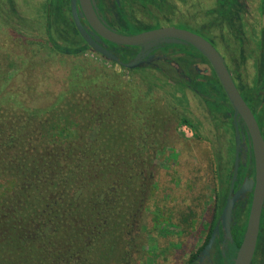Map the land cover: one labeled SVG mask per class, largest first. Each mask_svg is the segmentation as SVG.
Instances as JSON below:
<instances>
[{
    "label": "trees",
    "instance_id": "trees-1",
    "mask_svg": "<svg viewBox=\"0 0 264 264\" xmlns=\"http://www.w3.org/2000/svg\"><path fill=\"white\" fill-rule=\"evenodd\" d=\"M235 1L240 22L245 7L241 0ZM262 11L264 14L263 3ZM35 35L40 39L36 51L16 56L10 65L14 74L0 79V264H104V259L105 264H126L128 259L129 264H135L143 248L138 229L151 209L158 212L153 218L157 226L162 222L184 224L195 237L201 228L200 192H195L202 181L198 174L201 165L189 163L185 167L177 162L181 183L176 186L189 182L188 190L179 197L167 199L166 193H160V183L155 182L161 178L157 160L168 147V119H178L195 136L201 135L198 122L176 113L167 102L169 97L177 102L187 100L182 88L188 85L176 67L166 63L161 64L163 68L124 67L141 71L142 81L135 83L91 60L86 44L78 39L63 43L52 36ZM173 45L186 51L192 63L200 57L210 65L192 45ZM41 49L45 56L37 59ZM58 53L72 56L74 61L58 79L45 72L44 85L33 70L50 66L46 57ZM181 64L186 71L191 69L192 76L197 73ZM153 69L159 74L152 73ZM211 69L212 75L194 80L193 88L215 111L214 118L223 123L227 133L232 132L233 144L228 151L230 158L213 171L216 197L204 245L229 193L236 134L233 107ZM261 73L258 93L264 88V70ZM19 74L28 80L26 90L12 85ZM179 91L183 92L181 97ZM255 94L250 99L254 108L264 103V94ZM155 200L160 204L168 200V204L152 208ZM251 200L246 208L238 203L232 225L234 239L229 241L227 252L233 257L243 240ZM184 241L175 240L174 244L182 250ZM218 251L223 260L221 249ZM191 252L193 264L197 252Z\"/></svg>",
    "mask_w": 264,
    "mask_h": 264
},
{
    "label": "rangeland",
    "instance_id": "rangeland-1",
    "mask_svg": "<svg viewBox=\"0 0 264 264\" xmlns=\"http://www.w3.org/2000/svg\"><path fill=\"white\" fill-rule=\"evenodd\" d=\"M241 1L244 3L245 9L242 10L243 19L240 22L237 17L235 0H187L183 4L173 3V11L174 13L175 10L183 11L186 19L183 26L207 38L223 55L240 92L247 102L250 103L254 111L256 112L257 110L259 112H256V114L260 115V122L264 131L261 121V119L264 121V103L254 108L250 100L255 93L256 96H259L260 93L264 94V88L258 93V88L261 87L262 81L261 72L264 70L263 0ZM47 2L51 3L53 9V19L50 21V25H46L41 17L44 14L43 11ZM63 5H66L65 0H0L1 80L14 74V66L11 67L10 65L12 61L15 62L16 56L23 57L24 54L29 53L32 49L36 51V43L40 39L35 33L47 38L52 36L63 43H70L76 39L74 27L70 23L69 18H67L68 15H65L64 18L58 13L62 10V7L65 8ZM151 23L149 21L148 24ZM26 32L28 35L25 34ZM165 48V50H178L173 44H165ZM40 51V57L37 59H43L45 56V52L42 49ZM88 54L91 60L105 66L110 71L123 74L125 79H129L135 83L142 81L140 70L134 72L128 71L124 69V66L114 63L115 61L107 57L93 55L91 50L88 51ZM46 58L50 66H40V68L33 70V74L37 76V80H43L44 85H46V80L43 76L45 72L49 71L55 74L58 79V77H62V75L67 73L74 61L72 56H64L60 53L48 55ZM18 61L20 60L18 59ZM197 61L196 64L199 69L206 72L203 74L195 73L192 76L193 86L182 88L183 92H186L187 100L177 102L172 97H169L167 102L170 105L172 104L171 109L176 113L187 114L194 121L198 122L200 124L201 135L199 137L195 136L194 131L188 126L180 125L178 119H168V126L166 128L168 147L160 154L157 162L159 167H161L160 193L161 195L166 193L167 199H170L171 196L179 197L183 195L184 190H188L189 188L188 180L182 181L181 187L176 186L178 183H181L179 173L175 169L177 162L181 161V163L185 164V167H188L189 163L201 165L198 174L201 175L202 181L199 180L201 181L199 183L200 186L197 184L198 186L195 188L197 194L200 192L201 216H199L198 226L201 228L198 234L193 237L191 229L185 228L184 224L182 226H173L168 222H162L160 225L162 235L157 232L158 239L155 242L151 239L147 245L149 264H184L188 256L187 250H191L192 248L190 240H196L197 248L202 245L212 221L211 213L216 197V192L213 189V171H216V166L218 168V165L224 159L230 158L228 151L229 147L233 144L232 132L229 130V134L227 133L223 123L214 118L215 111L196 92L197 89L193 88L194 80L200 81L202 76H211L213 73L207 62L200 57ZM53 62L55 64L52 65ZM159 68L163 67L160 66ZM152 73L156 74L158 71L153 69ZM27 83L28 80L23 75L20 77L19 74L18 78H14L12 85L22 91L26 90ZM50 83H53V81ZM156 90L157 92H161L159 89ZM183 92L179 91L177 93L178 96L181 97ZM166 99L167 96H165ZM215 156L218 159L217 165ZM232 166L233 164L231 168H233ZM165 201L163 202L164 204H160V202L157 203L155 200L152 203V208H156L157 204L164 207L167 206L165 203L168 204V200ZM156 213H152L150 210V212L145 214L147 215L145 216L147 225L151 224L152 217L156 218ZM164 216L166 217V214ZM161 219L163 220V218ZM180 239H184V243L186 244L185 247H182V250L178 245L174 244L175 240ZM174 249H176V252ZM155 251L156 253H154ZM109 264L116 263L109 262ZM251 264H264V240L259 241Z\"/></svg>",
    "mask_w": 264,
    "mask_h": 264
},
{
    "label": "flooded vegetation",
    "instance_id": "flooded-vegetation-1",
    "mask_svg": "<svg viewBox=\"0 0 264 264\" xmlns=\"http://www.w3.org/2000/svg\"><path fill=\"white\" fill-rule=\"evenodd\" d=\"M185 2H187V0H83V1L77 0V8L79 12L84 13V15L80 16L79 19L86 30L87 33L86 35L91 37L95 42H98L101 46L107 48L109 51L113 52L115 55L119 56L120 58L121 57L128 58L129 61L136 59L137 57H140L141 66L153 65L154 67H160L162 63H166L172 67H176L179 75H181L185 79L188 86L192 87L193 86L192 71L191 69H187L186 71L184 67L181 66L182 65L181 62H183L185 67H187L188 65L190 66V68L196 69L197 73L203 74L206 71L199 69L196 63H192L189 59H187L188 55L186 51L182 49H178V50L176 49V51L172 49L165 50V44H162L158 48L153 50L151 49L146 50L139 46L116 45L114 43H111L103 35H101L97 31V29L93 26L89 18L90 16L91 17L94 16L98 18L109 29L120 34H127V35H133L161 27H176V28L189 30L187 27L183 26L186 21L184 17V12L175 10L174 13L173 11V3L183 4ZM65 3L66 5H63L65 6V8L62 7V10L59 11L58 13L62 17L68 15L67 18H69L70 23L74 27V36L76 37V39L85 43L87 48L92 51L93 55L105 57V55L101 54L100 52H98L93 47L87 44L84 36L81 35L79 30L77 29L71 9V0H65ZM43 12L44 14L43 16H41L42 21L46 25L47 24L50 25L51 24L50 21H52L53 19V14H52L53 9L51 3L50 4L48 2L46 3ZM149 21L150 23L154 21L153 23L155 24L153 23L148 24ZM178 45L191 46L190 44H178ZM152 55H154V58L150 59ZM181 59L183 61H180ZM209 68H211L210 65ZM252 110L256 115L260 124V115L258 116L256 114V112L257 113L259 112L257 110L255 112L253 108ZM239 124L241 126V129L243 131H246V126L243 123V121H241ZM238 153H239V172H238V179L234 186V190H237L239 188L240 184L243 182L245 178L247 177L253 179L255 178V158L248 136L246 138V143L242 142L240 144ZM234 154L236 158V138H235ZM235 158H234V162H235ZM242 175H243V180L240 182V177ZM155 182L157 184L160 183L161 185V179H156ZM251 197H252V193H249L244 199H241L237 202L233 211L232 225L235 223L234 219H235V214L237 212L238 203H243L242 207L246 208L249 204V201L251 200ZM151 212L154 213L155 212L154 209H151ZM138 230H139L138 239L140 241V244L143 245V248L142 251L141 249L139 250V253L140 251L141 253L140 256L137 257L140 258L139 260L137 259L135 261V264L136 263L149 264V261L147 259L149 254L147 250V245L151 239H153L154 242L158 239L156 233L158 232L159 234H161L160 225L159 226L156 225V222L153 221V217L150 225H147L146 220L143 219L141 220V224ZM260 240H264V208L261 217V226H260L258 243ZM229 241L230 240L228 238H225L224 231L221 226H220V234L217 235L208 254L203 253V249L207 245V244L204 245L205 240L203 241L202 245L198 248L196 247V240H194L195 244L192 243L191 250L194 249V251L197 253L195 255L193 264H220L221 261H223L222 262L223 264H231V262L234 261L235 257L227 254V252H229ZM230 242L233 243V241ZM202 247H203L202 251L198 252L199 249ZM219 248L221 249L222 255L224 257L223 260L220 258V254L218 251ZM191 250L189 251L187 250L188 256L186 257L187 260L184 262V264H190V260L194 255L191 252ZM154 253H156V251ZM125 263L129 264L131 263V261L129 262L128 259V261Z\"/></svg>",
    "mask_w": 264,
    "mask_h": 264
},
{
    "label": "water",
    "instance_id": "water-1",
    "mask_svg": "<svg viewBox=\"0 0 264 264\" xmlns=\"http://www.w3.org/2000/svg\"><path fill=\"white\" fill-rule=\"evenodd\" d=\"M71 9L77 29L81 35L84 36L88 45L105 55V57L126 68L133 69L141 66L140 57L124 62L119 56L87 36L86 30L79 19L84 13L78 11L77 0H71ZM89 18L97 31L111 43L116 45L139 46L146 50H153L162 44H190L209 61L233 107V122L236 132V158L233 166L232 179L230 181V192L227 196L218 224L215 226L209 242L203 249V253H209L217 235L220 234V226L224 231L225 238L233 241L232 220L235 205L239 200L244 199L249 193H252L251 206L243 240L233 261V264H251L258 244L261 217L264 208V133L252 108L240 92L225 58L207 38L186 29L161 27L133 35H127L109 29L94 16H90ZM153 58L154 55L150 57V59ZM241 121L245 124L246 131L241 129L239 124ZM247 136L255 158V178H245L239 188L234 190L239 172V146L242 142L246 143Z\"/></svg>",
    "mask_w": 264,
    "mask_h": 264
}]
</instances>
